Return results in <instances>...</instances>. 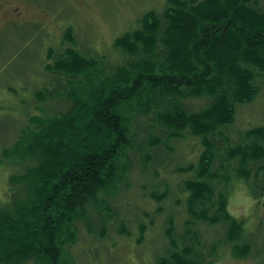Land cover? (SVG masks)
Listing matches in <instances>:
<instances>
[{
	"label": "trees",
	"instance_id": "1",
	"mask_svg": "<svg viewBox=\"0 0 264 264\" xmlns=\"http://www.w3.org/2000/svg\"><path fill=\"white\" fill-rule=\"evenodd\" d=\"M113 46L131 59L112 75H100L94 59L69 48L65 59L44 65L59 75L94 69L96 82L85 83L82 98L66 93L74 104L41 117L40 129L21 140L23 149L11 152L20 169L11 176L15 193L0 206V264H71L66 248L76 240L75 222L89 224L94 208L106 209H101L106 191L130 179L133 153L143 157L146 170L133 182L153 189L146 193L156 202L152 212L166 222V250L156 256L157 264H212L208 257L219 239L204 234L201 224H222L221 242L244 255L250 244L228 211V196L232 180L247 177L251 163L257 164L255 175L264 176V128H250L247 141L228 145L221 166L215 165L219 153L213 140L217 134L226 138L222 127L233 122L236 104L258 94L254 81L264 72V9L255 0H166L161 14L147 11ZM67 84L73 90L77 82ZM46 94L38 90L35 96L45 100ZM190 97H204L208 104L192 111L183 102ZM186 133L201 137L204 148L195 163L176 168L188 175L179 187L182 194L167 178L161 190L154 189L160 188V173L146 174L147 163L170 160L169 142ZM145 208L136 203L135 218L150 217ZM181 212L184 231L176 237L175 217ZM139 220L143 235L147 226Z\"/></svg>",
	"mask_w": 264,
	"mask_h": 264
},
{
	"label": "rangeland",
	"instance_id": "2",
	"mask_svg": "<svg viewBox=\"0 0 264 264\" xmlns=\"http://www.w3.org/2000/svg\"><path fill=\"white\" fill-rule=\"evenodd\" d=\"M255 1L264 9V0ZM26 3L32 7L29 22L10 25L0 21V206L13 191L11 176L20 169L13 164L16 159L11 158V152L15 153L16 147L23 149L21 140L40 129L41 117L60 114L74 104L76 100L68 99L66 93L76 91L82 98L85 94L80 91L85 83L96 82L94 69L78 74L65 71L59 75L45 71L44 65H56L58 56L65 59V49L69 48L86 59H94L100 75H112L115 68L131 59L126 52L113 46L114 40L123 32L138 27L139 18L147 11L155 10L161 14L166 0H26ZM58 25L60 30H57ZM68 26L73 32L65 30ZM263 73L255 77L254 83L259 90L257 96L249 103H237L233 122L222 127L226 138H220L218 134L214 136L215 154L219 153L215 165L221 166L228 145L247 141L246 131L253 127L264 128ZM74 79L77 84L72 90L71 84L67 83ZM38 90L50 94L45 95V100H39L35 96ZM183 102L186 108L194 111L206 106L208 99L190 97ZM131 113L129 116L133 117L134 111ZM168 147L170 153L165 149V154L171 159L167 161L163 157L162 164L148 162L146 174L151 175V171L157 169L160 180L156 186L160 188L154 189L161 190L167 178L174 191L181 195L179 187L188 175L177 172L176 168L195 163L204 148L203 143L201 137L186 133L183 138L172 139ZM159 150L152 149L154 154ZM130 160L128 174L131 180L127 177L128 180H123L115 191L114 188L106 191V200L101 204V209H106L94 208L89 224L80 220L75 222L76 240L66 248L68 263L157 264L156 256L165 252L166 222L161 214L152 212L156 202L146 194L153 189L140 187L138 181L133 182L146 171L141 167L143 157L141 159L138 153H133ZM256 166L251 163L247 177L232 180L228 196V211L241 223L245 239L250 244L248 251L242 256L235 255L231 244L221 242L225 230L222 224H201L198 227L209 237L219 239L216 251L208 257L212 264H264V176L261 173L255 175ZM136 203L146 207L150 214V217L141 215L139 218L147 226L143 235L139 230L140 220L133 212ZM185 217L182 212L175 217L176 237L184 229L182 220ZM150 219L154 222H149ZM202 240L206 241V236ZM207 253L211 250L207 249ZM17 264L35 263L27 260Z\"/></svg>",
	"mask_w": 264,
	"mask_h": 264
},
{
	"label": "flooded vegetation",
	"instance_id": "3",
	"mask_svg": "<svg viewBox=\"0 0 264 264\" xmlns=\"http://www.w3.org/2000/svg\"><path fill=\"white\" fill-rule=\"evenodd\" d=\"M26 0H0V21L4 24L26 23L30 21V11ZM56 20V17H52ZM61 27L58 25L57 30Z\"/></svg>",
	"mask_w": 264,
	"mask_h": 264
}]
</instances>
